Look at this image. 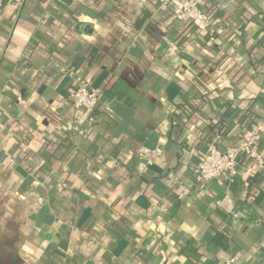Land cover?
Listing matches in <instances>:
<instances>
[{
	"label": "crops",
	"instance_id": "crops-1",
	"mask_svg": "<svg viewBox=\"0 0 264 264\" xmlns=\"http://www.w3.org/2000/svg\"><path fill=\"white\" fill-rule=\"evenodd\" d=\"M199 2L202 30L159 0L0 1V264H264V174L195 182L264 115V0Z\"/></svg>",
	"mask_w": 264,
	"mask_h": 264
},
{
	"label": "built area",
	"instance_id": "built-area-1",
	"mask_svg": "<svg viewBox=\"0 0 264 264\" xmlns=\"http://www.w3.org/2000/svg\"><path fill=\"white\" fill-rule=\"evenodd\" d=\"M1 1V0H0ZM22 2L23 0H13ZM162 4L170 6L174 20L180 25L189 23L193 29L202 30L208 22V17L203 13L199 0H159ZM75 90L71 95V104L78 110L90 116L99 107L100 90L89 84L85 77L75 76ZM94 115L89 117L94 121ZM68 131L83 134V130L76 125L68 127ZM264 132V121L258 123L252 131H247L241 144L232 149L223 150L214 143L206 145L205 155L198 164L195 182L196 184L220 182L223 176H234L241 171L240 162L250 164L248 173L264 174V154L259 148V136ZM143 153H148L143 150ZM188 192V191H187ZM232 220L235 223L240 217L239 211H234ZM237 256H231L224 264H237Z\"/></svg>",
	"mask_w": 264,
	"mask_h": 264
},
{
	"label": "trees",
	"instance_id": "trees-1",
	"mask_svg": "<svg viewBox=\"0 0 264 264\" xmlns=\"http://www.w3.org/2000/svg\"><path fill=\"white\" fill-rule=\"evenodd\" d=\"M95 1H98V0H95ZM201 10H202V8H201ZM203 11V13L204 14H206V15H208V12H205L204 10H202ZM164 16L166 17V18H173V16H172V12H171V8H170V6H166V9H165V11H164ZM259 16V17H258ZM257 17H258V19H260V15H258ZM255 17V16H254ZM174 19V18H173ZM175 21V20H174ZM176 22V21H175ZM177 23V22H176ZM179 24V23H178ZM180 25V24H179ZM182 26V29L184 28H188L189 30L191 29H193V26L191 25V24H189V23H185V24H182L181 25ZM226 113V112H225ZM92 115H96V111L92 114ZM237 117L239 118V120L241 121V123L243 124V125H247L248 127H247V129H251V128H253V127H255V126H257L258 125V123L259 122H261V121H264V115H261L259 112H257L256 110H254L253 108H252V106L251 107H248V108H246L245 110H242V111H240L239 113H238V115H237ZM217 124H214L212 127H213V129H215L216 130V128H217ZM223 126L225 127V126H227V124H225V123H222V126H220V128L219 129H222L223 128ZM212 143H214V144H216L217 146H220V145H222L221 144V140H218V138H216L215 140H213V142ZM204 155H205V152H204V154H203V156H202V158L204 157ZM201 158V159H202ZM240 164H241V166H240V168H241V170L242 171H245V170H247L250 166V164H248V162L247 163H244L243 164V161L242 162H240ZM256 189H255V191H256V193H261V191H260V189L259 188H257V187H255ZM260 196V195H259ZM261 198H259V200H260ZM56 201V200H55ZM225 232H222V231H220V232H218V234L215 236V238H214V243L218 246V247H221V248H223L224 250H228L229 249V246H228V240H229V238H228V235H226V234H224ZM62 249L63 250H66V252L68 251V246H67V243L66 242H64L63 244H62ZM60 255H62V254H60ZM64 255H62V257H63ZM51 261H52V257H51Z\"/></svg>",
	"mask_w": 264,
	"mask_h": 264
}]
</instances>
